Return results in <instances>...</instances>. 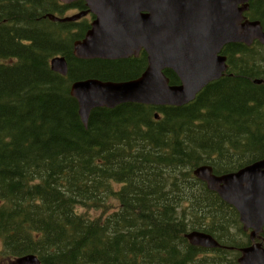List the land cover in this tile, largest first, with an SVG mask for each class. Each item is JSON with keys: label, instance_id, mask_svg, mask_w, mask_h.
Masks as SVG:
<instances>
[{"label": "trees", "instance_id": "trees-1", "mask_svg": "<svg viewBox=\"0 0 264 264\" xmlns=\"http://www.w3.org/2000/svg\"><path fill=\"white\" fill-rule=\"evenodd\" d=\"M86 9L83 0H0V259L239 264V249L251 244L239 213L194 170L209 165L223 175L264 159V84L255 83L264 79V45H227V73L191 103L98 108L85 127L73 83L130 81L148 65L145 52L77 59L74 43L93 17L59 23L47 15ZM245 15L264 28V0H251ZM58 56L67 76L51 68ZM193 231L222 248L192 245Z\"/></svg>", "mask_w": 264, "mask_h": 264}, {"label": "water", "instance_id": "water-1", "mask_svg": "<svg viewBox=\"0 0 264 264\" xmlns=\"http://www.w3.org/2000/svg\"><path fill=\"white\" fill-rule=\"evenodd\" d=\"M72 4L78 0H59ZM87 10L70 17L48 14L53 22L78 21L88 14L95 19L82 40L74 43L73 54L80 60H119L141 50L148 55L145 73L125 82L87 79L71 86L79 115L88 127L91 112L113 109L126 103L180 107L191 103L210 83L227 72L228 44L255 41L264 45L260 21L245 13L251 0H83ZM51 68L68 75L65 57L52 59ZM165 70H172L181 80L171 85ZM264 84V79L255 80ZM156 119L159 115L156 114ZM194 175L210 191L233 206L239 213L245 232L250 231V246L240 249L239 264H264V159L236 172L216 175L209 165L194 170ZM192 245L206 249L222 245L210 234H187ZM258 240V241H256ZM11 264H41L37 255H25Z\"/></svg>", "mask_w": 264, "mask_h": 264}, {"label": "rangeland", "instance_id": "rangeland-1", "mask_svg": "<svg viewBox=\"0 0 264 264\" xmlns=\"http://www.w3.org/2000/svg\"><path fill=\"white\" fill-rule=\"evenodd\" d=\"M74 13H75V11H70V12L67 13V15H72ZM91 213L93 215H97L98 214L97 211H91ZM12 261H15V260H2V259H0V264H11Z\"/></svg>", "mask_w": 264, "mask_h": 264}, {"label": "flooded vegetation", "instance_id": "flooded-vegetation-1", "mask_svg": "<svg viewBox=\"0 0 264 264\" xmlns=\"http://www.w3.org/2000/svg\"><path fill=\"white\" fill-rule=\"evenodd\" d=\"M131 58H134V57H130V59ZM129 59V58H128ZM247 235H248V237H249V239H250V233H247ZM261 237H263L264 238V233L261 235ZM264 240V239H263ZM251 241V240H250ZM257 241V240H256ZM252 243V242H251ZM251 245V244H250ZM242 248H244V247H242ZM241 249V248H240Z\"/></svg>", "mask_w": 264, "mask_h": 264}, {"label": "bare ground", "instance_id": "bare-ground-1", "mask_svg": "<svg viewBox=\"0 0 264 264\" xmlns=\"http://www.w3.org/2000/svg\"><path fill=\"white\" fill-rule=\"evenodd\" d=\"M120 60H121V59H120ZM147 67H148V65H147ZM146 69H147V68H146ZM145 71H146V70H145ZM145 71L143 72V74L145 73ZM143 74H142V75H143ZM142 75H141V76H142ZM141 76H140V77H141ZM138 78H139V77H138ZM136 79H137V78H136ZM133 80H134V79H133ZM112 82H113V81H112ZM73 84H74V83H73Z\"/></svg>", "mask_w": 264, "mask_h": 264}]
</instances>
